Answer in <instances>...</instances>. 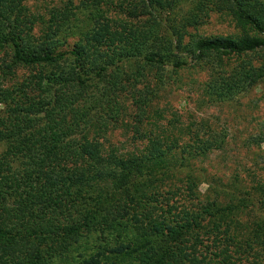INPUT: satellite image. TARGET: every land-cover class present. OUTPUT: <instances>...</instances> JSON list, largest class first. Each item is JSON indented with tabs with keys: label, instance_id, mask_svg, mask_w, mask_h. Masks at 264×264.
Listing matches in <instances>:
<instances>
[{
	"label": "trees",
	"instance_id": "16d2710c",
	"mask_svg": "<svg viewBox=\"0 0 264 264\" xmlns=\"http://www.w3.org/2000/svg\"><path fill=\"white\" fill-rule=\"evenodd\" d=\"M27 1L0 0V264H264V178L185 172L226 137L154 107L191 63L219 65L214 101L264 83V2L80 0L95 13L67 45L68 11L37 33ZM214 14L238 35L194 38ZM110 125L140 144L110 143Z\"/></svg>",
	"mask_w": 264,
	"mask_h": 264
},
{
	"label": "rangeland",
	"instance_id": "374dc122",
	"mask_svg": "<svg viewBox=\"0 0 264 264\" xmlns=\"http://www.w3.org/2000/svg\"><path fill=\"white\" fill-rule=\"evenodd\" d=\"M27 6L32 13L42 18L36 26L37 33L44 28V23L51 21L53 12L68 11L70 19L65 22L59 37L67 45H72L79 38V29L85 31L89 28L87 20L92 19L95 13L90 8H83L80 0H28ZM190 32L194 38L237 36L239 33L230 19L217 14L212 15L207 23ZM66 49L65 44L61 50ZM2 60L0 56V64ZM229 63L232 66L237 64L234 60ZM125 64L124 70L127 71L129 70L127 65L131 63ZM215 66L217 72L219 65ZM211 67H213L212 63H202V66L191 63L178 74L167 69L166 78L169 82L159 100L154 102L155 109L160 113L156 118L162 119L161 123L167 125L169 120L176 125H205L226 137L223 150L209 154L204 160L194 161L193 168L185 172H191L199 177L204 172L210 176L209 178H212L211 176L221 178L223 184L234 180L249 184L255 176L264 178V83L250 88L232 100L214 101L206 95L212 86H219L215 81L219 74H215ZM29 74L28 70H17L9 77L6 84L7 86L17 84ZM129 120L131 118H128L127 122ZM110 126L111 132L108 135L110 143L127 149L140 144L133 139L131 133H127L128 131ZM5 150V143H0V153ZM208 188L205 183L199 184V190L204 195ZM92 241L96 243L97 249L100 245L106 244L98 235L93 237ZM85 247L84 244L79 250L83 252Z\"/></svg>",
	"mask_w": 264,
	"mask_h": 264
}]
</instances>
